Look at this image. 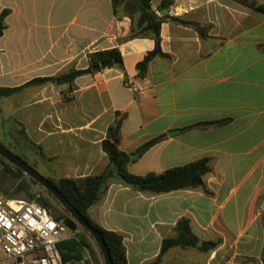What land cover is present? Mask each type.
<instances>
[{"label":"crops","instance_id":"0c3cea01","mask_svg":"<svg viewBox=\"0 0 264 264\" xmlns=\"http://www.w3.org/2000/svg\"><path fill=\"white\" fill-rule=\"evenodd\" d=\"M163 1L152 0L159 16L208 27L207 36L167 19L160 30L165 56L140 77L137 65L156 40L129 39L131 18L122 7L115 12L112 0H0V15L9 11L0 87L22 88L0 100V137L53 179L101 175L110 164L103 142L118 120L120 149L134 175L209 159L205 182L213 195L200 189L152 195L114 180L90 216L124 237L128 264L159 258L183 218L199 243L219 246L175 247L160 264H264V11L240 0H173L159 10ZM115 49L123 66L59 81L88 69L92 54ZM45 78L56 83L25 87ZM160 136L166 137L138 154ZM89 245L93 263L106 264L96 242Z\"/></svg>","mask_w":264,"mask_h":264},{"label":"trees","instance_id":"16d2710c","mask_svg":"<svg viewBox=\"0 0 264 264\" xmlns=\"http://www.w3.org/2000/svg\"><path fill=\"white\" fill-rule=\"evenodd\" d=\"M115 12L118 7H122L124 13L131 18V33L129 39L140 37H151L156 40V47L152 52H149L144 60L137 65L139 76L144 77L149 64L156 57H164V53L160 46V30L162 24L171 19L182 24L192 25L198 29L203 38L207 36L208 27L201 26L198 23L187 22L175 17H161L152 8V0H112ZM258 10L264 11V4H258L256 0H240ZM173 5V0H164L159 6V10H164ZM9 11H4L0 15V38L4 35L6 29L5 19ZM117 59L116 63H111V66H123L121 54L118 50H110L97 52L90 57V66L85 70H72L69 74L62 76L63 83H72L77 77L101 71V64L111 62ZM56 83V79L45 78L36 79L27 84L25 87L34 84ZM22 88L10 89L0 87V100L8 97ZM227 121L206 122L196 125L195 127L205 128L215 124L226 123ZM166 136L157 137L138 150V154L143 155L157 143L162 141ZM20 141V139H15ZM121 141V120H118L109 128L107 139L103 142V148L107 153L110 164L109 167L97 176L86 178H60L50 180L59 191L71 202V204L83 215V217L97 229L105 239L108 250L110 252L113 264H128L127 250L124 244V237L116 232L108 231L94 221L90 216V209L101 199L106 193L110 184L114 180L121 181L124 185L139 191L152 195H164L181 190L200 189L207 195H213L209 190L205 177L212 172L209 159H201L192 162L188 165L169 169L162 174H147L144 176L134 175L129 172L128 165L130 156L120 149ZM3 146L4 143L0 142ZM6 147V146H5ZM7 148V147H6ZM8 149V148H7ZM14 153V152H13ZM16 156L27 162L23 157L14 153ZM1 158V157H0ZM2 159V158H1ZM28 163V162H27ZM29 164V163H28ZM35 168L34 166H32ZM6 171L19 182L16 193L19 195L23 192L27 193L31 200H35L53 213V201L61 205L51 193L45 190L47 195L36 196L30 190L33 185H40L38 182L27 176L28 180H23L25 175L20 169L13 167L7 168ZM9 195V194H8ZM69 213L63 208L62 212L55 214L58 220L67 219ZM68 243V244H67ZM219 246V242H203L199 243L198 238L194 235L193 228L189 219H181L176 226V235L172 238H165L162 244V251L155 261L148 264H160L162 257L166 252L175 247L193 248L201 252L215 251ZM63 257L66 262L81 260L84 257V249H90V245L83 239L82 241H67L62 244ZM65 247L68 251H65Z\"/></svg>","mask_w":264,"mask_h":264},{"label":"built area","instance_id":"2783aa9c","mask_svg":"<svg viewBox=\"0 0 264 264\" xmlns=\"http://www.w3.org/2000/svg\"><path fill=\"white\" fill-rule=\"evenodd\" d=\"M65 220L35 200L0 195V264H94L87 248L83 259L64 260L61 246L74 239Z\"/></svg>","mask_w":264,"mask_h":264},{"label":"water","instance_id":"95a60500","mask_svg":"<svg viewBox=\"0 0 264 264\" xmlns=\"http://www.w3.org/2000/svg\"><path fill=\"white\" fill-rule=\"evenodd\" d=\"M117 59H113L111 62H105L101 64V69L105 70L110 67L111 63H116ZM59 81H64L61 79ZM180 131L174 132L178 133ZM0 157L12 164L14 167L23 171L27 176L38 182L46 191L52 194V196L62 205V207L69 213V217L65 220V225L71 232H76L78 227H82L86 230L95 240L106 264H113L110 252L108 250L105 239L102 234L95 229L81 213L71 204V202L59 191V189L46 177L41 175L35 168L29 165L27 162L16 156L13 152L7 149L0 143Z\"/></svg>","mask_w":264,"mask_h":264},{"label":"rangeland","instance_id":"374dc122","mask_svg":"<svg viewBox=\"0 0 264 264\" xmlns=\"http://www.w3.org/2000/svg\"><path fill=\"white\" fill-rule=\"evenodd\" d=\"M0 142L4 143V145L11 152H14V153L20 155L21 157H23L29 163V165L35 167V163L33 162V160L32 159L31 160L27 159L26 157L28 155H26L25 153L21 152L14 142H12L11 144H9L8 142H3L1 137H0ZM1 158H0V195L4 196V197H7V198H21V199H25V200H31L30 197L25 192H23V193H21L19 195L16 193V190H17V187L19 185V182L17 180H15L6 171V167L7 168H13L14 166L12 164H10L9 162H7L6 160H4L3 158L2 159ZM36 169H38V171H40L39 167L36 168ZM22 178H23V180H28L26 174L23 175ZM58 179H60V178L59 177H55L54 178V180H58ZM30 192L32 194H35L36 196L47 195L46 192H45V189L41 185H36V184L33 185V187L30 190ZM52 203H53V206H54V209H53V214L54 215L63 211L62 205H59V204H57L54 201ZM74 236L76 237V240L79 241V242L84 239L88 244L91 243V242L95 243V240L93 239V237L86 230H84L82 227H78V231L75 232ZM69 241H73V240H68V242ZM65 251H68V248L65 247ZM0 258H1V254H0Z\"/></svg>","mask_w":264,"mask_h":264}]
</instances>
